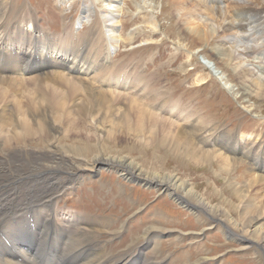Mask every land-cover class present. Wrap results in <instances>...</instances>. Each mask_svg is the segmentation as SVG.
I'll return each instance as SVG.
<instances>
[{
	"label": "bare ground",
	"instance_id": "obj_1",
	"mask_svg": "<svg viewBox=\"0 0 264 264\" xmlns=\"http://www.w3.org/2000/svg\"><path fill=\"white\" fill-rule=\"evenodd\" d=\"M107 1L103 10L94 12L99 1L91 0L82 7L77 23L58 35L51 33L50 28L43 29L32 12L24 14L14 7L15 11L11 8L9 12H1L7 6L0 0V104L11 97L10 103L0 108V264H170L167 258H158L156 254L147 257L145 251L154 246L158 237L165 234L181 237L186 235L183 231L151 226L146 232L147 242L137 253L124 259L114 258L107 243L100 241L104 228L111 227L110 220L61 208L60 198L74 191L87 172L104 167L121 171L129 181L164 191L197 214L204 213L213 221L221 220L226 233L264 249V197L257 189L251 191L252 186L243 189L237 183L247 172L249 179L256 178L253 184L264 182L263 144L249 142L254 134L242 130L227 135L219 132L216 139L213 133L209 134L211 128L207 124L194 131L202 122L192 123L191 113L181 109L173 96L170 101L169 96L162 97L160 88H156L159 85H153L150 78L143 76L145 70L142 74L140 70L134 71L142 78L138 77L139 86H135L131 69L116 71L118 67H113L107 71L113 46L122 38L119 28L123 0ZM193 9L190 8V13L196 14ZM244 10L238 15L237 27L242 32H251L256 23L254 28L259 26L264 30V15L251 8ZM92 14L96 17L92 30L87 34L77 32V25L89 21ZM197 15L185 20L186 25H195L190 35L195 42L206 39L210 42L212 32L202 30ZM5 18L8 19L4 22ZM220 27L223 34L237 28L231 24ZM133 38L130 35L128 40ZM216 52L222 61L229 57L235 63V71L241 70L240 84L249 83L255 90L254 96L264 101V83L253 76L255 72L245 65V58L234 55L228 48L218 47ZM120 84H123L121 88ZM134 88L139 90L134 95H143L144 100L134 103V110L129 112L126 103L130 95L126 91ZM20 93L24 94L23 106L12 108ZM14 110H18L17 122L12 116ZM40 138L48 144L44 141V146L32 147ZM62 138L72 142L71 147L63 146ZM125 138L150 150L162 147L190 160L199 169L217 161L219 170L223 174L231 173L232 177L243 164L229 158L246 160L250 164L248 169L231 179L235 181L231 186L236 204L226 200L214 204L189 179L171 172L146 171L130 155L107 158L102 148L100 153L80 148V145L93 147L96 140L117 143ZM75 145L80 148L83 160L75 155H80ZM50 154L60 163L46 161ZM20 168L24 171L18 174ZM56 171L67 173L68 178L51 185V173ZM44 173L48 184L42 185L39 176ZM31 178L38 180L35 183ZM232 211L238 214V219L232 217Z\"/></svg>",
	"mask_w": 264,
	"mask_h": 264
},
{
	"label": "rangeland",
	"instance_id": "obj_2",
	"mask_svg": "<svg viewBox=\"0 0 264 264\" xmlns=\"http://www.w3.org/2000/svg\"><path fill=\"white\" fill-rule=\"evenodd\" d=\"M2 1L8 9L5 7L1 12H9L11 8L13 11L15 8L16 11H22L24 14L32 12L38 16L43 29L50 28L51 33L60 35L77 23L82 7L91 0ZM97 1L99 2L94 7V12L103 10L108 3L107 0ZM121 6L122 26L119 31L122 38L113 46L111 60H109L111 66L106 67L107 71L113 67H118L116 71L122 68L127 71L131 69L133 72H128L135 74V86H139V75L134 71L140 70L142 74L145 70L143 76L150 78L153 85H159L156 88H160L162 97L169 96L170 101L173 96V100L178 102L181 109L191 113L192 123L202 122L199 129L194 131H199L203 125L207 124L211 128V130L208 129L209 134L213 133L216 139L215 134L219 132L227 135L239 133L242 130V132L254 134V138L249 142L264 146V101L254 96L255 90L251 89L249 83L245 86L240 84L241 78L238 74L241 70L235 71L236 65L229 57L222 61L217 52L215 53L216 48L220 47L228 48V51L234 55L240 54L246 60L245 65L248 64L255 72L253 76L260 78L264 83V30H261L262 27L259 26L254 28L256 23H253L251 32H242L237 27L240 22L238 15L243 14L246 7L264 15V0H123ZM193 7V10L199 14L196 21L202 30L207 29L212 32L210 42L208 39L204 40L205 43L204 41L195 42L190 35V29H195V25L188 26L185 20L187 17L198 16L196 12V14L190 13V8ZM12 16L14 17V13ZM94 16L89 18V21L77 25V32L87 34L91 31L92 24L96 21ZM7 19L5 18L4 22ZM220 24L227 26L231 24L237 28L228 34H223ZM130 35L134 36L131 41L128 40ZM139 79H142L141 76ZM122 85H119L120 88ZM126 92L130 95L126 110L130 112L134 110L133 104H140L144 97L134 95L139 92L136 88ZM23 95L20 93L12 108L23 106L21 103ZM157 97L160 99V96ZM10 98L3 100L0 108L6 107L11 101ZM17 114L18 110L12 112L14 122L18 120ZM11 128L10 126V130ZM37 134L39 137L40 133L37 132ZM44 141L48 144L46 139L40 138L39 143H32V147L44 146ZM60 143L68 147L72 142L62 138ZM92 146L80 145V148H89L96 153H100L102 148L107 158L130 155L143 165L146 171L179 174L180 177L194 183L195 188L214 204H219L221 200L229 201L232 205L236 204L231 186L235 181L231 179L242 175L250 166L246 160L229 158L230 161L243 164L236 169L232 177L231 173L223 174L219 170L217 161L199 169L190 160L175 156L169 150L159 146L150 150L130 138L117 143L110 140L104 142L96 140L93 141ZM74 148L78 149L80 154L75 153L77 158L83 160L80 148L76 145ZM216 148L214 151L218 152ZM91 156L93 157V154L88 157L89 160ZM224 156L228 157L227 154ZM56 160L53 154L46 159L49 163H60ZM23 171L24 168H20L18 174ZM122 175L125 174L110 170L108 167L96 172H87L80 181V185L59 200L61 208L73 209L98 220L107 218L111 221V227L104 228L105 232L100 237V241L107 243L112 257L124 259L137 253L147 242L148 228L155 226L176 229L177 232L183 231L186 235L180 237L177 234L171 236L165 234L158 237L156 242L154 241L153 248L145 251L147 257L156 254L158 258H167L170 264L197 262L200 264H264V249L257 245L251 246L231 233H226L223 229L226 225L221 220L213 221L204 213L197 214L174 201L164 191L135 183V180L129 181ZM50 177L51 185H53L56 181L68 178V175L56 171L51 173ZM39 178H42L40 184H48L46 173ZM31 179L35 183L38 180V178ZM255 179L253 176L249 179L247 172L237 183L243 189H249L252 186L251 191L257 189L263 198L264 182L253 184ZM232 214L234 219L239 218L233 211ZM155 250H158L160 254ZM206 258L208 260H205Z\"/></svg>",
	"mask_w": 264,
	"mask_h": 264
}]
</instances>
